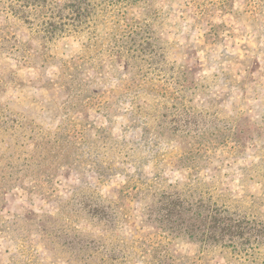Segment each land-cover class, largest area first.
<instances>
[{
    "label": "rangeland",
    "instance_id": "374dc122",
    "mask_svg": "<svg viewBox=\"0 0 264 264\" xmlns=\"http://www.w3.org/2000/svg\"><path fill=\"white\" fill-rule=\"evenodd\" d=\"M5 5L0 264H264V0L108 2L48 42Z\"/></svg>",
    "mask_w": 264,
    "mask_h": 264
},
{
    "label": "trees",
    "instance_id": "16d2710c",
    "mask_svg": "<svg viewBox=\"0 0 264 264\" xmlns=\"http://www.w3.org/2000/svg\"><path fill=\"white\" fill-rule=\"evenodd\" d=\"M15 3L7 0L6 2L0 3V8L4 7L5 10L9 13L16 14L21 10L23 14H26L28 18L30 15L36 20L34 22V29L38 37L42 41H51L58 36H63V34H77L79 32H85L83 29L87 28V25L90 24L92 20H95L97 8L99 10L104 11V8L101 6L103 3L112 2L121 3L123 7H126V10L132 6L135 10L140 9L141 14L137 16L136 13H132L127 18L128 20H134L137 24L138 22L141 24L149 15L150 12L156 11L157 9V0H15ZM19 7V9H16ZM2 10V9H1ZM125 10V11H126ZM4 11V10H2ZM124 11V13H125ZM99 13V12H98ZM130 14V13H128ZM127 16V13H126ZM21 27H15V32L11 33L13 36L19 38L16 32L19 31ZM76 32V33H75ZM42 34V35H41ZM16 39V38H15ZM154 206V208H153ZM158 210V217L161 218L162 227L165 228L171 222V217L173 215L177 216V222H179L182 226H184V222L181 221V216L184 211L189 210L188 207H183L175 209L174 211H170V206L164 209L156 208ZM155 205L152 204L150 207V215L154 214ZM167 210V212H165ZM164 213L162 214V212ZM201 214V212H200ZM215 215V213H214ZM162 216H166L169 218V223H166L165 219ZM149 217V216H148ZM202 217L207 221L209 218V213H202ZM213 219V218H211ZM217 223V222H216ZM185 231H187L185 229ZM250 232V231H249ZM248 232V233H249ZM246 233V235H248ZM242 236L245 234L240 233ZM250 232V236H251Z\"/></svg>",
    "mask_w": 264,
    "mask_h": 264
}]
</instances>
